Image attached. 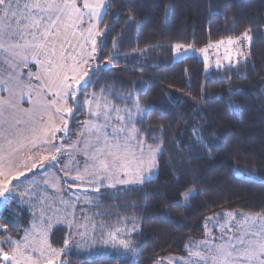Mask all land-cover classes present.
Returning a JSON list of instances; mask_svg holds the SVG:
<instances>
[{
  "label": "snow or ice",
  "instance_id": "1",
  "mask_svg": "<svg viewBox=\"0 0 264 264\" xmlns=\"http://www.w3.org/2000/svg\"><path fill=\"white\" fill-rule=\"evenodd\" d=\"M142 7V0H0V264H69L74 255L81 264L102 257L141 264L147 196L135 200L131 194L152 185L183 187L178 200L157 211L170 220L168 208L187 210L200 195L195 177L181 185L185 164L201 158L193 150L212 157L219 125L240 115L245 92L264 101V60L257 67L254 51L264 41V13L238 15L228 3L206 0L208 39L196 47L195 28L191 43L179 33L170 35L175 6L168 0L159 27L148 32L156 42L140 48ZM217 16L225 29L213 38ZM121 18L109 45L113 21ZM133 34L136 48L122 54L125 37ZM161 48L173 63L202 57L205 82L190 112L181 107L166 125L146 126L157 109L158 118L170 112L174 98L161 93L168 107L159 100L142 102L146 85L133 81L117 89L115 77L113 83L101 81L121 58ZM249 72L254 87L233 83L248 81ZM209 80L223 87L209 95ZM169 144L175 155L168 153L162 163ZM237 148L230 149L237 157L233 176L264 187V175L257 174L264 164L249 161ZM102 199L118 202L105 205ZM201 228L199 238L189 234L179 249L183 255L173 254L172 245H155L146 258L152 264H264V204L222 208L205 216ZM57 230L65 233L62 243L53 239ZM97 240L104 249L95 247Z\"/></svg>",
  "mask_w": 264,
  "mask_h": 264
},
{
  "label": "trees",
  "instance_id": "2",
  "mask_svg": "<svg viewBox=\"0 0 264 264\" xmlns=\"http://www.w3.org/2000/svg\"><path fill=\"white\" fill-rule=\"evenodd\" d=\"M166 2L168 0H142L143 7L138 17L144 23V28L139 37L140 48H143L146 42H156L155 36L150 37L148 32L153 25L159 27V22L164 17L163 4ZM171 2L175 7L168 24L170 35L179 33L187 42L191 43L194 39L193 28H195L196 47L202 46L208 39L207 16L204 11L206 0H171ZM215 2L221 5L228 3L229 12L235 11L238 15L264 13V0H215ZM122 19L113 21L112 31L107 38L109 45L112 36L120 28ZM185 25L187 26L186 29ZM224 29L223 17H215L212 21L213 38H219ZM134 48H136V39L133 34L125 37L120 52L122 54L132 53ZM254 51L257 53L256 63L259 67L261 61L264 60V41L258 40ZM185 69H187V74ZM241 71L243 72L244 69L242 68ZM205 75L203 62L199 58L195 57L182 63H173L170 52L161 48L148 52L144 57H140L137 53L130 55L127 60L121 58L118 64L111 66L101 83H104L105 80L108 83H113L111 78L115 77V86L120 89L121 87H128L133 81H138L147 86L146 95L142 97V102L159 100L165 107L168 105L166 98H161V93L170 94L174 98L175 107H172L171 111L162 118H158L160 110L157 109L146 120V126L166 125L170 116L179 111L181 107L184 108L185 114L190 112V106L196 102L193 97L199 93L200 86L205 82ZM211 75L213 77L216 75L215 68L211 70ZM248 75V81H241L236 78L233 83L243 85L245 89L254 87L251 83L253 74L249 72ZM121 80L124 81L123 85L120 83ZM189 84L190 89L186 87ZM207 87L209 95H212L220 91L223 85L212 83L209 80ZM245 95L247 99L240 115L227 116L224 122L219 125L217 133L220 137L219 147L213 151L212 157L209 158L206 154L200 153L198 149H194L193 154L201 158L186 163L181 170L184 172L181 177V185L188 186L193 183L191 178L195 177L194 183L200 193L197 198L190 201L191 206L187 210L168 208L170 220L161 219L157 211L158 208L166 207L178 200L183 187L173 186L167 189H159L157 185H152L151 189L146 188L144 191L131 194V199L135 200L147 196V207L144 209V244L138 257L141 264H152V259L146 257L150 256L155 245H161L164 248L172 245L171 252L173 254L183 255L179 249L189 234H194L199 238L204 217L213 212H219L222 208L247 210L259 208L261 204H264V187L242 181L232 174V165L237 160L234 152L230 150L234 145L238 146V151L248 154L249 161L264 164V101H261L258 93L254 91L245 92ZM171 131L173 135L176 134V124H173ZM190 132L191 125L184 134L185 142H187V135ZM168 153L175 155L170 144L166 149L162 163L167 162ZM183 159L187 161V155L183 156ZM239 162L243 165L245 160L241 159ZM257 174L264 175V167ZM161 179H164L163 172ZM101 202L107 205L118 201L102 199ZM119 202L123 203V201ZM27 218L28 213L25 211L22 223H26ZM64 234V231L57 230L53 239L62 243ZM160 254L167 255L169 253L165 251ZM69 264H81V260L74 255ZM89 264H117V260L106 257L94 258L90 260Z\"/></svg>",
  "mask_w": 264,
  "mask_h": 264
},
{
  "label": "rangeland",
  "instance_id": "3",
  "mask_svg": "<svg viewBox=\"0 0 264 264\" xmlns=\"http://www.w3.org/2000/svg\"><path fill=\"white\" fill-rule=\"evenodd\" d=\"M197 58H199L200 60H202V57H200L198 54H197V56H196ZM214 68V67H213ZM73 139H75V138H73ZM16 211H17V209H16ZM57 227H62V226H57ZM95 247L96 248H105V246L102 244V242L100 241V240H97L96 242H95ZM87 249V246H85V250Z\"/></svg>",
  "mask_w": 264,
  "mask_h": 264
}]
</instances>
